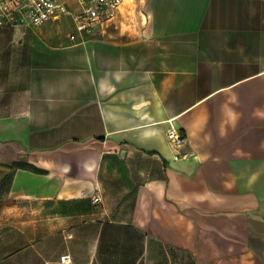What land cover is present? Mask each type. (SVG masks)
I'll list each match as a JSON object with an SVG mask.
<instances>
[{"label": "crops", "instance_id": "obj_1", "mask_svg": "<svg viewBox=\"0 0 264 264\" xmlns=\"http://www.w3.org/2000/svg\"><path fill=\"white\" fill-rule=\"evenodd\" d=\"M13 27L0 264H264V0H125L84 44Z\"/></svg>", "mask_w": 264, "mask_h": 264}, {"label": "built area", "instance_id": "obj_2", "mask_svg": "<svg viewBox=\"0 0 264 264\" xmlns=\"http://www.w3.org/2000/svg\"><path fill=\"white\" fill-rule=\"evenodd\" d=\"M125 0H0V26H39L51 19L68 17L73 30L68 34L72 43L84 44L94 32L113 19ZM73 2L74 7L70 6ZM169 120L166 139L173 147L183 144L187 138ZM94 203L100 201L93 196ZM61 264H72L69 252L59 256Z\"/></svg>", "mask_w": 264, "mask_h": 264}, {"label": "rangeland", "instance_id": "obj_3", "mask_svg": "<svg viewBox=\"0 0 264 264\" xmlns=\"http://www.w3.org/2000/svg\"><path fill=\"white\" fill-rule=\"evenodd\" d=\"M17 30V27L13 26H0V48L4 47L5 45L10 48L11 43L10 41H14L16 43V40L10 39V37H13L15 31ZM23 31H40V30H57L60 31L62 34H67L69 30H73V24L71 20L66 17V18H61L57 22H51L48 26H34V27H25L22 29ZM11 57V56H8ZM7 184H5L6 186ZM4 184L2 187L5 189ZM2 188V189H3Z\"/></svg>", "mask_w": 264, "mask_h": 264}]
</instances>
